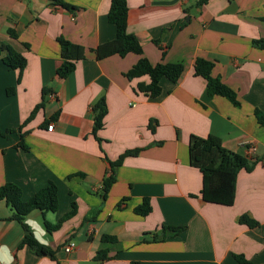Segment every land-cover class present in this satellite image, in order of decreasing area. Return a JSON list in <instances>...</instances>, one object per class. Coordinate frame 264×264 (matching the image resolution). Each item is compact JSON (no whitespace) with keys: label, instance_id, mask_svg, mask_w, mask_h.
Segmentation results:
<instances>
[{"label":"crops","instance_id":"crops-1","mask_svg":"<svg viewBox=\"0 0 264 264\" xmlns=\"http://www.w3.org/2000/svg\"><path fill=\"white\" fill-rule=\"evenodd\" d=\"M63 1L76 9L0 0V42L27 60L20 74L0 55V187L16 184L27 202L53 183L58 196L55 212L33 210L24 219L54 257L20 247L25 231L0 202V264H240L237 256L264 264V49L255 44L264 40V0H127L128 28L143 56L185 67L178 83L161 81L157 98L137 90L148 77L125 76L141 56L96 58L95 49L116 36L112 0ZM59 38L86 50L67 79L57 75ZM198 58L214 63L212 75L238 105L208 95L195 74ZM102 98L105 124L94 134L92 107ZM209 136L223 149L210 160L235 153L254 163L239 172L232 206L201 195V147ZM127 151L135 155L113 170ZM145 200L152 212L143 217L135 209ZM242 215L259 226L242 224ZM59 222L48 230L46 223ZM164 227L184 230L163 239ZM71 242L76 248L67 253Z\"/></svg>","mask_w":264,"mask_h":264},{"label":"trees","instance_id":"trees-1","mask_svg":"<svg viewBox=\"0 0 264 264\" xmlns=\"http://www.w3.org/2000/svg\"><path fill=\"white\" fill-rule=\"evenodd\" d=\"M52 2L69 11L76 9L63 0H52ZM206 2L207 0H199L200 5ZM128 13L129 7L127 0L111 1L108 21L116 27V36L113 40L95 49L96 58L97 60H102L115 55L125 57L130 53L141 56L139 61L125 74V76L129 80L148 77L149 83H139L137 90L145 94L148 98H157L162 94L161 81L163 79H168L173 83H178L184 75L185 67L183 64L167 62H160L155 65L151 64L150 61L143 56V48L139 39L129 31ZM8 33L13 38L17 37L12 29H10ZM59 43L63 64L59 68L57 75L60 79H67L75 71L77 62L85 58L86 50L83 46L71 43L64 38H59ZM255 44L264 49V40H257ZM2 53H5L4 57H2V63L10 70H19L21 74L27 65L26 58L12 46L0 42V55ZM194 68L195 74L205 79L209 96L225 97L233 104H239L236 93L219 78L212 75L214 68V63L212 61L198 58L195 61ZM41 106L42 105L36 107L31 117ZM92 110L94 113L93 133L97 134L105 124L104 120L107 113L105 100L102 98L96 102ZM258 120L259 123L264 126V118L259 117ZM222 151V142L215 136H209L201 147L203 156V160L200 163L203 176L201 195L206 202L232 206L235 201L236 180L239 172L241 170L251 171L254 163L251 159L240 157L235 153H221L214 159L210 160V158H208V155ZM131 155L135 154L132 151H127L120 156L117 161L112 162L111 166L113 170L122 163L126 156ZM113 182V175L104 181V193L109 190ZM2 201L13 210V214L9 219L16 220L22 225L25 231V236L20 247L27 245L38 255H51V257H54L53 251L41 244L33 233H31L28 226L24 223V219L33 210H40L44 213L55 212L57 210L58 196L56 185L51 183L49 186L39 191L29 201L25 202L22 199V189L16 184L7 183L0 187V202ZM151 212L152 206L148 200H145L135 209V213L143 217L148 216ZM72 214L73 212L68 214L66 218H69ZM240 222L250 228L259 226V223L251 219L248 215H242ZM60 223L61 222L57 225L46 223V225L49 231H53L59 228ZM183 230L184 227H164L162 238L174 237ZM104 239L111 238L105 236ZM104 254V251L99 252L100 256H104ZM236 259L240 264H253L242 256H237Z\"/></svg>","mask_w":264,"mask_h":264},{"label":"built area","instance_id":"built-area-1","mask_svg":"<svg viewBox=\"0 0 264 264\" xmlns=\"http://www.w3.org/2000/svg\"><path fill=\"white\" fill-rule=\"evenodd\" d=\"M53 128H54V123H51L49 126H48V130L49 131H52L53 130ZM256 149L255 148H253L252 149V152H254ZM76 248V244L75 243H73V242H71V243H69L66 247H65V251L67 252V253H69V252H71L73 249H75ZM0 249H1V245H0Z\"/></svg>","mask_w":264,"mask_h":264}]
</instances>
